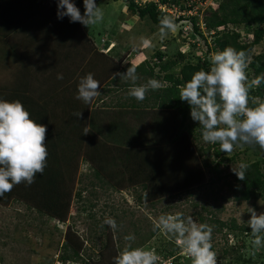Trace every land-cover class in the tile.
Listing matches in <instances>:
<instances>
[{"label":"rangeland","instance_id":"obj_1","mask_svg":"<svg viewBox=\"0 0 264 264\" xmlns=\"http://www.w3.org/2000/svg\"><path fill=\"white\" fill-rule=\"evenodd\" d=\"M220 1L179 0L181 6L192 8V11L186 10V13L191 12L200 21L202 14L209 8H216ZM25 2L26 0H20L19 4L22 6L24 3L26 11L27 3ZM72 2L83 15L85 11L83 0H72ZM95 3L104 12V19L98 25L88 28L79 22H71L68 16H64L70 27L73 26L72 34L76 36L74 38L72 35L68 36L67 41H64L66 38H62L61 33L55 34V24L59 20L58 15L54 13V8L51 9L52 13L43 16L45 17L44 21L34 24L36 27L37 24L46 26V22L54 23L50 28L52 33L47 39L45 33L49 31L43 29L44 31L32 32L33 30L22 23V19L11 20L13 16L16 17V8L12 11L6 7L7 20L4 19L1 23L4 32H9V34L13 32V36L18 37V41L25 37L29 42V44L27 41L25 43L29 46L16 47L21 52L22 58H26L24 60L30 72L29 85L33 91L29 90L32 96L31 100H29L28 94H14L13 98L19 96L29 102L27 107L32 108L35 112L34 116H36L35 119L30 111V118L37 123V113L39 112L35 106L37 108L43 105L48 107L49 114L47 115H49L48 119L51 124L46 132L45 142L52 143L53 137L57 134L63 135L62 132L69 131L65 128L61 116L64 118L71 116L72 118L73 113L76 110H82V107L86 109V119L82 122L84 121L83 124L89 132L85 134L81 144V137L77 136H73L70 143L67 142L68 145H73V149H78L75 151L78 157L73 158L71 172L66 174L64 179L62 175L58 179H62L60 201H63V204H59L60 211L49 216L36 207L37 204L41 205L45 201L41 191L36 189V181L30 186H24L25 190L32 193L29 198L18 196V198H12L9 201L0 200V264H85L82 261L73 263L70 260L62 261L60 259L63 251L61 244L68 225H71L77 234L87 240H81L84 241L83 249H85L81 253L83 259H86L90 264H114L113 258L117 255L118 250L125 246L127 242L124 237L129 234L135 236L133 245L156 252L160 258L158 264H172L173 255L179 253L181 258L176 260L178 264H191V258L181 247L176 245L173 238L161 231H153V221L160 215L177 212L184 216H191L197 223H206L212 226L211 242L217 255V264H255L261 259L264 261V243L259 247L253 246L251 228L247 224L251 215L247 212L248 207L254 208L257 214L264 212V196L236 200L235 196H239L241 193L235 194L233 187L235 181L232 176L233 168H238L241 163L248 164L259 159V153L257 154L253 149L246 148L244 145L236 146L232 152L223 154L229 158L233 157L232 160L219 161L220 157L213 155L214 144L204 142L202 137H199L197 143L192 142L188 136L187 141H189L190 147L184 145L180 151L176 150V152L183 153L184 156L183 166L177 168L170 160L163 161L159 146L154 150L148 147L156 145L151 144L154 137L157 139L156 132L158 131L159 135L162 134L163 127L166 126H163V110L140 108L141 110H135L129 114L126 109L118 111L117 107H101L102 103L126 99L129 87H117L118 83H116V87L114 84L109 85L108 88L115 91L102 93L104 102L96 101L95 105L97 106L92 105V102L85 104L82 100L75 98L78 92L79 78L86 74L84 66H88V70L102 73L98 78L100 83L98 90L108 80L104 79L106 71L112 70L108 76L110 78L127 62L137 65L147 60L151 65H154V71H157L158 67L154 62L157 60L158 52L164 54L163 60H179L177 65L171 69L173 72H178L186 62L196 63L197 60L201 61L202 59L210 62L211 56L217 52L210 49L214 45L213 40L217 34L215 31H218L217 36H219L235 30L239 33L238 41L247 43L253 39L257 25L251 23L229 24L225 29L220 27L212 31L207 30L204 24L200 23L201 32L195 33L191 23L183 20L176 24L174 32H169L164 39H161L158 26L147 19H139L126 8L123 0H95ZM178 6L175 7L177 11L166 6L163 9L167 12H169L168 9H171L172 15L181 14L182 8ZM46 16H48L47 19ZM184 16L186 17V15ZM27 18L29 20V17ZM25 30L31 39L24 35ZM35 36L39 38L37 39ZM79 37L80 39H78ZM45 40L47 42L44 43ZM12 43H16V40ZM31 46L33 47L29 48ZM65 48L70 50L67 52L68 59L64 63L60 60L59 54ZM24 51H27L28 55ZM179 52L184 55V58L178 57ZM252 52L253 54L264 52V44L253 46ZM79 57H83V59L80 60ZM246 73L250 83L252 81L251 67L248 66ZM58 74H62L63 79H57ZM100 80L102 81L100 82ZM156 80L160 85L165 84L160 78ZM137 82L145 84L147 81L138 78ZM33 94L37 95L33 98ZM148 94L149 91L146 93L147 97ZM53 97H57L61 102L60 112L51 109L52 102H54ZM64 100L73 103L77 108L69 104V108H71L64 111L62 109ZM32 104L34 106H31ZM178 118L180 117L178 116ZM116 121L122 123L120 132L131 134L116 138L117 133H114L113 129ZM174 128L176 131V125ZM63 140L65 139L63 138ZM158 143L161 146L163 142ZM87 144L98 145V151L92 150L93 154L90 152L91 150L87 152ZM62 145H65L64 142ZM142 147L149 150L144 149L147 154L139 153ZM198 147L204 151L202 158L198 154ZM207 147L209 150H205ZM111 149L114 150L111 151ZM184 150L188 151L184 153ZM156 152L158 156L155 160L157 161L150 167L146 180L138 179L139 175H136L141 168H147L150 165L149 157ZM141 155L145 158H141ZM187 156H191L190 160L187 159ZM203 156L213 164L212 166L218 165L220 170L218 176L215 172L211 174L203 166ZM62 157L66 158L67 155L63 154ZM194 162H197L198 168L194 166ZM94 170L100 172L102 176L100 180L94 175ZM45 177L47 176L43 175L39 178L46 181ZM181 177L182 181H180ZM197 178L200 180L196 181ZM209 178L217 180L214 184L209 185L207 183ZM141 181H147V183L145 182L146 189L142 187ZM197 182L200 187H193L198 184ZM45 188L48 189V187ZM22 190L24 191V189ZM176 192L180 193L172 195ZM78 194L80 195L79 199ZM56 197L59 196L52 194V198ZM150 199L156 200L150 202ZM49 208H46L47 213ZM199 215L203 218V222L199 220ZM105 217L115 219L118 225L115 231L107 224H103ZM218 220L225 223L222 229L218 228L216 222ZM232 220L238 227L243 228H231L229 224ZM173 242L176 245V248L173 246L174 249L171 247ZM224 249L227 250L226 255L222 253ZM169 252H172L173 255L168 257L167 253ZM242 260H246V262Z\"/></svg>","mask_w":264,"mask_h":264},{"label":"clouds","instance_id":"obj_2","mask_svg":"<svg viewBox=\"0 0 264 264\" xmlns=\"http://www.w3.org/2000/svg\"><path fill=\"white\" fill-rule=\"evenodd\" d=\"M83 3L85 11L82 15L72 0H57L58 18L68 16L71 22H79L88 28L101 23L104 12L95 0H83ZM183 13L194 15L186 10ZM158 21L161 39L176 30L174 17L163 15ZM248 64L246 51L228 46L211 56L208 70L201 68L193 72L179 87V98L190 106V116L199 123L202 140L219 144L220 151L225 153L243 145L259 146L264 152V99L249 96L253 86L258 87L264 82V75L249 83ZM117 76L129 82L128 96L138 102L146 99L149 90H158L161 86L156 79L138 84L137 65H131L126 72L113 73L112 79ZM57 79H63V75L58 74ZM99 86V81L89 72L79 78L75 98L90 104L100 95ZM73 115L79 119L82 112ZM46 132V126L30 118L20 100L0 98V196L10 192L15 185L25 183L30 186L38 173L43 174L48 156ZM88 132L85 127L84 134ZM247 168V164L241 163L232 171L238 179L244 180ZM247 212L251 214L247 221L253 237L251 242L259 247L264 243V235H261L264 233V212L257 214L252 207H248ZM103 224L113 231L118 227L112 217H105ZM153 231H161L173 238L191 258V264H217V255L212 250V226L197 223L191 216L177 212L160 215L153 221ZM124 240L127 243L113 258L114 264H158L160 258L154 250L133 246L134 235H126Z\"/></svg>","mask_w":264,"mask_h":264},{"label":"trees","instance_id":"obj_3","mask_svg":"<svg viewBox=\"0 0 264 264\" xmlns=\"http://www.w3.org/2000/svg\"><path fill=\"white\" fill-rule=\"evenodd\" d=\"M0 1H3V0H0ZM123 1L126 4V8L131 13L136 15L139 19H147L152 24L158 26L159 24L158 17H161L163 15H169L175 18L176 24L183 20L189 21L195 33L201 32L200 23L201 24L203 23L207 30H212V31L220 27H222L221 29H225L228 27L229 24H234V25L239 24V23L256 24L257 27L254 31V37L250 42H247V43H241L238 41L239 33L236 32L235 30L232 32L223 33L219 36H217L218 31H215V33L217 34H215V38L213 40L214 45L211 46L210 49L213 51L215 50L221 51L225 47L231 46L238 51L239 50L246 51L248 54V59H249L248 66L251 67L252 69V80L256 79L257 77L261 75H264L263 74L264 73V52H261L258 54H253L252 52L253 46L259 45L262 43L264 44V0H221L216 8H209L202 14L201 21L195 15L184 14L183 12L187 10L189 7L181 6L179 0H157V1L155 0H123ZM29 2H31V0H29ZM178 5L180 6V8H182V14L172 15L171 13L167 12L166 10H162L161 8V6L162 7L166 6L168 8H174ZM56 10L58 11V7L55 9V11ZM5 11H6V8L4 11H2L3 15L6 13ZM55 11L54 13L56 15L57 12ZM184 15H186V17ZM63 18H58V20L63 19ZM72 27H70V24L67 22V20L63 21V23L58 22L57 24H55V34L61 33L62 38H68V36L72 35L74 38L76 36L72 34L73 32L71 30ZM63 32L65 34L64 37H63ZM46 33L51 34L52 33L51 29H50V32H46ZM35 38L38 39L39 37L35 36ZM45 38H47L46 34H45ZM78 39H80V37ZM10 40L11 42H13L12 39ZM45 42L47 41L45 40L44 43ZM194 43H193V46H194ZM17 49L18 48H16V50ZM19 54L21 55V53ZM178 57L184 58V55L179 52ZM156 58L157 60L156 62H154V64H156L155 66L158 67L157 71H154V65H151L147 60H144L140 62L139 64H137L138 78H142V80L144 79L145 81L149 79L160 78V80L162 82L164 81L165 84H161L158 90H149L148 97L146 96V99L143 102H138L135 98L129 97L127 95L126 99H123V100L118 99L115 102L102 103L100 106L109 107V108L110 107H118V108L127 107V108H153V109L175 110V112L180 118H179V123L176 124V131L172 137V141L175 142L181 136L187 139L189 136L192 142L194 141L197 143V140L199 139V137H202L201 132H200V126L198 122L194 121L191 118L190 106L188 105V103L186 101H182L179 98V87L183 85L188 79H190L191 74L193 72L198 71L201 68H203L204 70H208L210 68V62L204 59H202L201 61L197 60L196 63L186 62L181 66L178 72H173L171 71V69L177 65L179 60L177 59L163 60L164 54L161 52H158L156 54ZM79 59L82 60L83 57L82 58L79 57ZM131 65L132 64L128 62L123 64L120 67L118 72H126L127 68L130 67ZM84 68H85L84 72L86 74L89 72L93 73L94 78L96 80H98L100 75H102L101 72L93 71L90 69L88 70V66H84ZM111 71L108 70L105 72L104 79L107 78L108 80L106 83H104L103 86H101L99 90L100 95L92 101V105H95L96 104L95 102L96 101L98 102V100L101 102H104L101 96L102 93H108L111 91H115V90H111L112 88L109 89L108 88L109 85L112 86V84H114L116 87V83H118L117 87L119 86L129 87L130 86L129 82H125V81L121 82L119 76H117L115 79H112V76L108 78V76L111 74ZM29 80H30V72L26 66V63L21 60L19 55L16 53L15 49H13L9 45V43L6 42L5 39L0 37V91H4L5 93L13 92L14 94H17V95L18 94L23 95L27 93L28 91V87L30 83ZM101 81L102 80H100V82ZM30 92H33L31 91V88H30ZM35 95L33 96V98L35 97ZM5 96L1 94L2 98ZM249 96L250 97L259 96L262 99H264V82H261L258 87L256 86L252 87L250 89ZM11 99L20 100L22 103L24 102L23 98H19V96L17 98L11 97ZM53 99H54V102H52L51 109L53 111L60 112L59 105H61V102H59V99L57 97H53ZM69 104L77 108V106H74L73 103L71 104V103H68V101L64 100L62 109L64 111L68 110ZM31 106H34V104H32ZM43 106L44 108H42ZM43 106L42 107L38 106V108L35 106V108L38 109V112H39L37 113V121L38 123L45 125L46 129L48 130L51 124V122L48 119L49 115H47L49 114L48 113L49 110H48V107L46 108L45 105ZM28 111L29 112L32 111V115L36 119V116H34L35 112L33 111V109L28 108ZM85 111L86 109L83 107H82V110H79V111L76 110V112H82V117L79 119H77V117L75 116H73L72 118L71 116L69 118H64V116H61L63 117L62 122L64 123L65 128L69 131L62 132L63 135L57 134L58 136L54 132L56 136L53 137L52 143L50 141L46 142V147L48 151L47 164H46L43 174L41 175L38 173L36 177L37 179L35 180L36 187H37L36 189L41 191V195L42 197H45L44 198L45 201L41 205L37 204L36 207L39 210H42L43 213L49 216L54 215L53 213H56V211H60L58 209V207L60 206L59 204L60 203L63 204V201H60L62 197V192L60 191L61 189L60 184L62 182V179L60 180L58 179L59 177L61 178L60 175H62L64 179L65 175L71 172L70 169L74 161L73 158L78 157L76 156V153H75V151L78 149L77 148L73 149V145H68L67 142L69 141L70 143L73 136H77L79 138L81 137L80 144L81 142H83L84 137H85V134L83 132L85 125L83 124L84 121L82 122V120L86 119ZM184 132L186 133L184 134ZM62 137L65 140H63ZM63 142L65 144L64 146L62 145ZM60 143H61V146H60ZM214 145L215 147L213 148V155L216 157H220L219 161H224V160L228 161V160L233 159V157L229 158L223 155L225 152L220 151L219 144H214ZM244 146L246 148L253 149L257 154L259 153L258 151L259 146L257 147H252L249 145H244ZM86 149H87V152L91 149L93 151H98V146H95L93 144L90 146L89 144H87ZM154 149L155 148H153L152 150ZM206 149L209 150L208 147L205 148V150ZM92 150L90 151L91 153H92ZM197 150H198L199 156L202 158V153L204 151L199 147L197 148ZM63 154L67 155L66 157L67 159L62 157ZM142 158H145V157L143 156ZM149 158H150V163H149L150 165H148L147 168H141V171L136 175V176L139 175L138 179L144 178L146 180V176L150 172V167L152 166V164H154L157 161L155 160L157 159L155 155H151V157ZM178 160L182 163V161L179 158H177V160L173 162V165L177 168H181L183 165H181ZM163 161H166V160L163 159ZM202 161H203V166H205L210 171L211 174L215 172L217 176L219 175L220 170L217 164H214V166H212L213 164L208 162L204 156H203ZM247 165H248V168H247L246 177L244 180L238 179V177L234 173L232 175L235 181V184L233 186L235 190V194H237L238 192L241 193L239 196L237 195L235 196V199L238 201L249 199L250 197L257 198L260 196H264V158H259L257 160H254L248 163ZM43 175L48 177V178L45 177L47 179L46 181H43V179L39 178ZM94 175L97 176L99 180L102 178L98 170H94ZM216 180L217 179L213 180V178H209L207 183L209 185H212L215 183ZM180 181H182V177ZM141 182H142L141 185H143L142 187L146 189L145 182L147 183V181L145 182L141 181ZM24 186H26L25 183L15 185L10 192H7L3 196H0V200L9 201L12 198L13 199L18 198V196H20V198L21 197L29 198V195H32V193L30 194L29 191L25 190L26 188ZM45 187H48V189ZM193 187H200V184H197ZM22 189H24V191ZM178 193L180 192H176L172 195H176ZM52 194H56L59 197H56L54 199L52 198ZM79 196L80 195L78 194L77 196L78 199L80 198ZM153 201L150 199V202H153ZM46 208H49L48 213H47ZM90 216L94 217L92 215ZM199 220L203 222V218L200 215H199ZM216 222L218 224L219 229H222L223 226L225 225L223 221L218 220ZM229 226L231 228L238 227L234 220L231 221V224H229ZM238 228H243V227H238ZM81 240L87 241L86 239L82 238L81 235L77 234L76 230L72 229L71 225H68V228L65 231L63 242L61 244L63 251H62L60 259L62 261L70 260L73 263L82 261L85 264H90L86 259H83L82 257L81 252L84 251L85 249H83L84 241H81ZM133 246L137 247L136 245H133ZM173 246L176 248V245L174 244V242L171 243L172 248ZM212 250L214 251V246L212 247ZM222 253L223 255H226L227 250L224 249ZM167 255L169 257V256H172L173 254L172 252H169L167 253ZM179 255L180 253L173 255L172 257L173 262H171L172 264H178L176 260L181 258V256ZM258 256H261V255L258 254ZM242 261L246 262V260H242ZM263 263H264L263 259H261L260 262L258 263L255 262V264H263Z\"/></svg>","mask_w":264,"mask_h":264},{"label":"crops","instance_id":"obj_4","mask_svg":"<svg viewBox=\"0 0 264 264\" xmlns=\"http://www.w3.org/2000/svg\"><path fill=\"white\" fill-rule=\"evenodd\" d=\"M19 1L20 0H3V1H0V37L1 38L3 37V39H5L6 42H8L9 45L13 49H15L16 53L19 55V57L21 58V60L23 62H25L24 59H26V58L25 57L22 58V56L19 54L21 52H19V51L16 50V48H17L16 46H22V45L23 46L24 45L25 46H29V45H26L25 44L26 41L28 42V40H27V38L24 37L23 40L18 41L17 40L18 37H14L13 34H12L13 32L10 33V34H9V32L8 33L4 32V30H3L4 28H2L1 23H2V20H4V19L7 20V13H5L3 15L2 14V11H4L6 7H9V9L12 10V11H13L14 8H16L17 9L16 17L13 16L11 20H18L17 18L22 19V21H23L22 23L23 24H26L29 29L33 30L32 32H34V31L37 32V31H40V30H43V29H45L46 31H49L50 32L51 25L54 24V23H51V22L48 23V22H46L47 25L46 26H42L41 25L42 27L40 25H38V24L36 25V27H34V24L37 23V22H40V21H44L45 20V17H43V16H45V14L48 15L49 13H52L51 12V9H53V8L56 9L57 8V0H31V2H28L27 3V10L26 11L24 9L25 4L23 3V5L21 6L19 4ZM27 17H29V20H27L28 19ZM47 18H48V16H46V19ZM65 20L66 19L63 18V19H60L58 22L59 23H63V21H65ZM8 22H9V20H8ZM58 22L56 21V24ZM31 24L33 25V27H31ZM45 34L47 36V39H49L50 34H48V33H45ZM24 35L25 36L27 35V37L29 38V33H27L26 30L24 32ZM10 38L13 41L16 40V43H12L11 40H9ZM29 39H31V38H29ZM64 41H67V38ZM53 43H55L54 40H53ZM28 44H29V42H28ZM32 47L33 46H31L29 48H32ZM69 50L70 49L65 48V50L59 54V57H61L60 60L63 61L64 63L68 59L67 52H69ZM53 52H54V49H53ZM24 53H26L28 55V52L27 51H24ZM69 60H71V59H69ZM26 66H27V64H26ZM27 68H28V66H27ZM29 90H30V85L28 87L27 93H25V94H28L29 100H31L30 97H32V96H31ZM1 94H3L4 96L6 95L5 97H3V99L9 100V101L13 100V99H11V97H13V95H14L13 92L5 93L4 91H0V98H2L1 97ZM27 103H29V102H26V101L23 102V105L26 108V110H28ZM125 109L128 111L127 113H129V114L131 112H134L135 110H141L140 108H126V107H123V108L122 107H119V108L117 107L116 108V110H118V111H123ZM160 110H163L164 111V113H163V116H164L163 124L164 125L163 126H165V125L166 126L163 127L162 134L160 133V135H159L158 134V131L156 132L157 139L154 137V140L151 143V144H156V145L155 146H148V147L150 149H152V148H156V147L159 146L160 147V151L162 152V155H163V159H165V160L168 159L171 162H174L175 160H177V158H179L182 161V159L184 157L183 156V153H180L178 151H180V148H183L184 145H187L188 148L190 147V145H189V141H187V139H185L183 136L179 137L175 142L172 141V137L174 135L173 133L175 131V128L174 127H175L176 124L179 123L178 115L175 112V110H171V109H160ZM177 119H178V122H176ZM121 127H122V123H118V121H116V123L113 125V129L115 130L114 133H117V137L116 138H121V136H123V135L129 136L131 134V133H128V132H126V134L120 132L119 130L121 129ZM126 130H128V129H126ZM158 135H159V138H158ZM160 141L163 142V143H161L162 144L161 146L158 143ZM142 148H141L142 151L140 150L139 153H141V154L145 153L146 154V152L144 151L145 147H142ZM113 150L114 149H111V151H113ZM145 150L148 151V149H145ZM176 150H178V151L176 152ZM185 151H188V150H184V153H185ZM154 155L157 157L158 156L157 152ZM140 157L142 158L143 155H141ZM190 158H191V156H187V159L188 160H190ZM164 162H166V161H164ZM196 163L194 162V166H196L198 168L199 165H197ZM180 164L183 165V161H182V163L180 162ZM192 165H193V162H192ZM192 170H193V168H192ZM198 180H200V178H197L196 179V181H198ZM197 183L199 184V182H197Z\"/></svg>","mask_w":264,"mask_h":264},{"label":"water","instance_id":"obj_5","mask_svg":"<svg viewBox=\"0 0 264 264\" xmlns=\"http://www.w3.org/2000/svg\"><path fill=\"white\" fill-rule=\"evenodd\" d=\"M258 151H259V154H258L259 157H260V158H264V152H261V151L259 150V147H258Z\"/></svg>","mask_w":264,"mask_h":264},{"label":"built area","instance_id":"obj_6","mask_svg":"<svg viewBox=\"0 0 264 264\" xmlns=\"http://www.w3.org/2000/svg\"><path fill=\"white\" fill-rule=\"evenodd\" d=\"M161 8H162V10H164L162 6H161ZM173 9H174V10H176V8H175V7H174ZM168 11H169L170 13H172V12H171V9H168ZM176 11H177V10H176ZM189 11H192V9H191V10H189ZM188 13H189V14H192L191 12H188Z\"/></svg>","mask_w":264,"mask_h":264},{"label":"bare ground","instance_id":"obj_7","mask_svg":"<svg viewBox=\"0 0 264 264\" xmlns=\"http://www.w3.org/2000/svg\"><path fill=\"white\" fill-rule=\"evenodd\" d=\"M29 2V0H26V3H28Z\"/></svg>","mask_w":264,"mask_h":264}]
</instances>
